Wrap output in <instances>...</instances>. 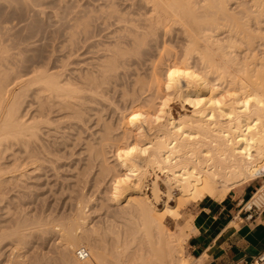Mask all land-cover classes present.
<instances>
[{"label": "bare ground", "instance_id": "obj_1", "mask_svg": "<svg viewBox=\"0 0 264 264\" xmlns=\"http://www.w3.org/2000/svg\"><path fill=\"white\" fill-rule=\"evenodd\" d=\"M142 3L149 9L139 19H126L127 13L111 6L125 22L122 30L131 45L117 41L102 73L87 76L82 85L48 68L34 69L27 77L17 74L8 66L11 49L0 40V264H192L184 255L192 223L190 230L167 227L171 216L179 226L180 213L169 198L158 209L144 192L150 169L166 175L167 197L178 191V207L206 198L222 201L235 187L264 176V0ZM90 17L76 20L84 33L91 27ZM148 51L156 56L143 60ZM131 58L147 64L148 73L143 76L128 66ZM121 68L132 73V86L121 91L123 106L111 103L118 118L108 121L101 114L104 108L95 111L88 105L109 101L106 90ZM29 99L32 103L26 104ZM178 103L192 108L191 113L174 117ZM63 111L81 128L95 121L92 127L99 131L93 138L82 140L78 129L74 145L84 142L88 166L94 163L99 169L97 183L113 177L111 193L96 204L80 198L83 203L79 200L73 216L63 219L18 208L12 213L11 191L53 155L44 141L58 135L56 122L62 119L54 117ZM120 121L126 123L124 129ZM153 185L159 197L158 182ZM9 218L14 224L7 229ZM33 235L49 241L60 235L56 257L49 256L51 250L37 253L36 244L29 243ZM82 249L88 251L84 259Z\"/></svg>", "mask_w": 264, "mask_h": 264}, {"label": "rangeland", "instance_id": "obj_2", "mask_svg": "<svg viewBox=\"0 0 264 264\" xmlns=\"http://www.w3.org/2000/svg\"><path fill=\"white\" fill-rule=\"evenodd\" d=\"M27 1L0 0V40L2 39V45H8L9 49H11V54L9 56L10 64L8 63V66L11 65L12 67L16 68L17 74L20 73L19 75H21L22 73V75H25L26 77L31 74L32 70L37 68H48L51 71H60L61 73H63L65 78L70 79L71 81L76 82L79 85H82V83L85 82V78L87 76H93L92 74H95V76H99L102 73L103 64L106 59L112 55L115 44H118L117 41H120V44L123 43L127 47L131 45V42L124 36V31L122 29L125 25V22L119 20V14L127 13L126 19H128L129 17L132 18V16H134L133 18L139 19L141 17L139 13H143L144 11L149 9L148 6L142 3V0H63L65 4L61 0ZM111 6H114L119 11V14L112 13ZM107 9L109 10V12ZM91 12L92 14H90ZM86 14L89 16L91 15L90 18H92V20L90 21V29H88L87 33H84L83 30L78 28L77 22L81 17L82 19L86 18ZM3 25L7 27L6 30L4 29L5 27ZM73 33L74 36H72ZM176 42L178 44V41ZM176 42L174 44H176ZM151 55L153 57L156 56V52L154 54L153 52L150 53V51H148V54L145 53L142 58L143 60H146ZM139 62H141V64ZM130 63H132L133 65ZM129 65L130 67L136 66V68L139 69V73L141 72L143 76L148 73V65L143 64V62L137 58H131V62H129L128 66ZM132 71L133 73H135L134 70ZM131 74L132 73L126 71L124 68H121L119 70V75L112 80L113 82H111L110 86L106 90V93L109 94H106L105 98H108L109 101L106 102L104 99L103 100L105 102L103 100H99V102L101 101L100 105H88L89 108H92L95 111H102L101 108H104L105 112L102 111L101 114L108 121L112 120V118L116 116L118 118V114H115V112L112 113L110 111L112 110L110 109V105H112L111 103H113L120 107L123 106V102L120 101V95L122 92L131 89ZM30 103H32V99H29L26 104ZM113 108L115 111V107ZM191 109L192 108H190L188 105L182 106V104L178 103L172 109V114L174 117L179 118L181 115H184L187 112L191 113ZM123 111L124 109L122 110V112ZM93 113H89V116H91ZM59 117L62 120L56 122V125L60 127L57 131L58 135L54 136L55 138L49 137L44 141L47 144V148L50 150V152H52L53 155L49 157L45 156L44 167L40 170H37L38 172L35 171L31 173L27 178H25V181L23 180L22 182H20L18 187L12 190L13 194L11 191L10 203L11 207L13 206L12 213L15 212V210L18 208V210H23L24 212H27L29 214H35L38 217L40 214V217L44 216L50 218L57 216L56 218L63 219L73 216L72 213L74 214L76 212L78 205H80L81 203L85 201L88 203L89 201L88 204H91V202H95L94 204H96L106 194L109 195L111 193V187L113 185V181L111 178L113 177L108 176L97 183L96 177L98 175L97 173L99 169L98 166L94 163L88 166L87 152L85 150H82V147L83 149H85L84 142L77 143L76 146L74 145V140L78 133V129H81L82 131V140L93 138V133H95L96 130L99 131V129H97L98 127H92L95 124V121L92 120L91 122L87 123L86 128H81L82 126L80 125L78 127V123H76L75 121L69 118H66L67 120L65 119L66 111L57 114L54 119L58 120L57 118ZM91 118H93V115ZM114 120L112 122L115 124L116 122ZM70 124H72V126L74 127H68L70 126ZM119 125L120 129H124L126 127V123L122 121L119 122ZM54 127L57 128V126ZM88 127H90L91 129V134L90 129L88 130ZM52 130L55 131L54 128ZM63 142L64 146L62 145ZM122 142L123 140H121L120 143ZM59 143L62 144L59 145ZM58 146L60 148V152L58 151ZM71 146L73 149L71 148ZM53 147L54 149H52ZM62 148L64 149L63 153ZM16 152H19L18 156H23V153L21 151L17 150ZM51 166L53 169L51 168ZM56 167H58V169H55ZM94 167H96V169ZM44 169L46 171H44ZM40 171L42 174H40ZM57 174L60 175L58 176ZM148 176H150V178H148ZM144 181L146 184V186L143 187L144 192L155 203L158 209H164V204L166 201H168L169 198L170 203H172L171 205L175 207L180 213L178 222L179 226H177L176 223L177 218L171 216L167 218V227L172 231H178L182 227H186V229L190 230L191 223L196 212V207L202 201L196 203H188L182 207H178L180 205V201L178 200L179 197H177L178 191L175 190L173 194L170 195V197L172 196L171 198L169 196L167 197V194H169L168 185L166 186L167 177L159 170L154 171L153 169H150V172L145 176ZM155 181L158 182L160 187L158 195L160 198L156 197L153 190V183ZM251 182H257V188H259L260 185L264 184V176L258 177ZM22 189L26 192H23ZM24 196L27 197L26 200H24ZM80 198L83 199V202ZM120 198L122 201L126 200L127 194L124 193ZM79 200L81 201V203H79ZM27 201L29 204L27 203ZM26 203L27 206H25ZM13 224V218H11L10 220L7 219V221L4 223L7 229L12 228ZM32 237V242L31 240H28L29 243L36 244L35 251L37 253L46 254L51 250V254L48 253L49 256L51 258L56 257L57 254L55 252L62 244V238L60 235H56L51 240L52 243L51 241L43 237H34V235ZM59 240L60 242H58ZM9 242L6 243L8 247H10L11 245L9 244ZM184 255L187 260H190L192 264H195V261L192 260L187 249V242L185 243Z\"/></svg>", "mask_w": 264, "mask_h": 264}, {"label": "crops", "instance_id": "obj_3", "mask_svg": "<svg viewBox=\"0 0 264 264\" xmlns=\"http://www.w3.org/2000/svg\"><path fill=\"white\" fill-rule=\"evenodd\" d=\"M251 181L232 189L222 201L206 198L196 207L187 239L195 264H252L264 251V207H245L258 187Z\"/></svg>", "mask_w": 264, "mask_h": 264}, {"label": "built area", "instance_id": "obj_4", "mask_svg": "<svg viewBox=\"0 0 264 264\" xmlns=\"http://www.w3.org/2000/svg\"><path fill=\"white\" fill-rule=\"evenodd\" d=\"M263 188V189H262ZM257 194V196H256ZM256 196V197H255ZM256 199V202H253L250 206H247L248 202L250 199L254 198ZM247 202L245 207L250 211V210H259L264 207V185H260L259 188L255 190V192L252 194ZM79 256L84 259L88 257V251L85 249H82L79 251ZM252 264H264V251L258 254Z\"/></svg>", "mask_w": 264, "mask_h": 264}]
</instances>
